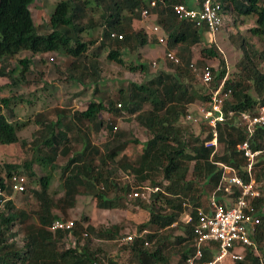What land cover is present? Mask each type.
Wrapping results in <instances>:
<instances>
[{
    "label": "trees",
    "instance_id": "16d2710c",
    "mask_svg": "<svg viewBox=\"0 0 264 264\" xmlns=\"http://www.w3.org/2000/svg\"><path fill=\"white\" fill-rule=\"evenodd\" d=\"M89 1L59 0L47 23L40 25L43 29L35 23L31 11L35 0H0V60L23 50L33 54L59 51L72 57L65 70L70 71L68 76L84 84L82 78L89 74L91 83H95L94 92L98 93L100 61L87 53L89 45L97 40L101 49L108 48V59L131 71L139 66L147 73L143 81H128L119 89L116 100L107 96L108 93H101L99 100L90 101L84 110L59 109L55 118L38 114L39 128L31 150L38 153L42 164L52 167L59 166L60 156H67L66 163L61 165L64 194L55 197L50 190V175L38 178L31 161L5 165L6 174L0 173L3 191L0 193V264H189L188 259L196 251L194 228L199 209L208 210L213 195L221 201L230 196L217 190L223 165L245 178L248 175L247 158L238 148L245 139L253 149L259 150L253 173L259 185L264 182V126H257L249 136L238 121L239 112L254 113L257 105L264 102V48L251 45L239 31L230 33L232 42L243 49V56L239 60L242 69L229 75L224 53L209 39L208 26L180 18L172 9L176 3L191 4L192 0H164L150 9L155 17L151 26L158 24L164 30L167 39L161 44L166 51L173 50L181 62L174 63L164 56L158 69L151 73L148 60L140 50L160 42L155 33L134 25L144 19L141 11L148 0H91L92 6L101 10L98 17L88 15ZM219 1L222 14L227 13L231 23L239 24L244 16H254V24L249 28L251 34L264 35V0ZM98 27L101 32L97 39L91 36L87 41L83 33ZM113 31L123 37H112ZM196 46H201L202 57L217 62L215 66L205 59L194 61L197 67H211L214 75L211 85L202 82L197 72L186 65L191 48ZM29 60L23 59L21 75ZM14 76L11 78L15 82ZM222 79L223 88H231L223 110H233L234 114L217 123V147H208L205 143L213 135L207 120L201 117L194 123L185 118L196 103L210 108L212 90ZM12 100L13 97H3L0 104V142L4 144L19 140L17 127L11 120ZM104 111H125L132 115L147 133L144 141L128 136L123 130H114V121L104 123L100 118ZM62 117L70 119L63 121ZM84 123L91 124L98 133L106 128L113 145L102 149L82 129ZM194 124L199 125L198 131ZM80 143L81 151L77 148ZM131 143L141 144L139 155L133 159L123 153L117 158ZM117 171L131 176L134 184L120 181L114 175ZM16 173L28 177L26 190L22 192H14L10 186V178ZM35 176L38 186L30 185L29 178ZM143 188L150 189L148 199L130 196L136 190L144 191ZM238 192L235 188L234 195ZM15 193L19 198L25 197V205L15 203ZM76 194L94 197L100 209L139 206L149 216L138 225V233L124 242L121 223L97 227L87 217L74 220L70 230H51L49 224L53 220L68 218L67 211L75 205ZM250 205L261 218L250 237L261 244L264 193L251 199ZM187 214L190 220L184 218ZM15 226L23 233L22 245L16 240ZM218 248L216 241L204 244L203 256L197 259V264L211 261ZM110 249L118 253L111 255ZM254 249L252 246L240 249L245 257L234 264H264V251L261 256ZM123 253H127L125 262L120 261ZM174 255L177 259L172 262Z\"/></svg>",
    "mask_w": 264,
    "mask_h": 264
},
{
    "label": "rangeland",
    "instance_id": "374dc122",
    "mask_svg": "<svg viewBox=\"0 0 264 264\" xmlns=\"http://www.w3.org/2000/svg\"><path fill=\"white\" fill-rule=\"evenodd\" d=\"M58 1L59 0H35L31 5V11L37 25L44 26L47 23L53 13L55 4ZM92 4L91 0L87 4L86 8L88 10V15L98 17L101 10L92 6ZM223 18L222 27L215 36L209 34V39L211 41L214 39L224 53L226 69L228 70L229 75H231V73L239 72L242 69L239 60L241 59L240 57L243 56V49L239 48L235 42H232L230 39V33L235 34L239 31L238 33L244 35V38L251 45L257 47V49L264 48V35L256 36L251 34L249 28L254 24V16H244L241 18V21L243 22H240L239 24L231 23L230 19H228L227 13L223 14ZM154 22L155 17L150 16L143 19L141 22H135L134 25L149 30ZM100 32L101 28L98 27L92 31L89 30V33L85 31L83 36L89 41L91 36L96 38ZM200 49L201 46L191 48V56L188 55V61H186L187 66L197 59H205L200 54ZM165 51L166 47L161 43L148 44L140 50L142 56L148 60L149 71L151 73L158 69L157 67L159 63L164 59ZM87 53L90 58H96L100 61L101 71L98 83V93L94 92L95 83H91L92 79L89 74L82 78L84 84L79 80L72 79L68 76V72L70 71L66 72L65 70L70 64L72 57L66 56L59 51L33 54L31 51L23 50L12 57L0 60V68L2 67V69H0V104L2 103L1 99L3 97L10 96L14 98V100H12L14 116L11 117V120L17 127V133L19 135V140L17 142L8 144L0 142L1 174H6L5 165L7 163L22 164L26 161H31L34 172L38 178L40 175H50V190L53 195H55V197L63 195L64 188L59 179L58 173L61 171V164L66 163L67 156H60L57 160V166H59L52 167L50 165L42 164L38 153L31 150L33 145L32 141L37 135L39 128V123L36 121L38 114L43 113L46 117L55 118L59 109L70 108L73 109V111H81L86 109L90 101H98L101 93H108L107 96L114 97L116 100L118 99L119 89L124 88L128 81L134 80L140 82L147 77V73L140 70L139 66H135L131 71L127 66H122L117 62L108 59V48L105 47L101 49L100 41L96 40L90 44ZM25 58L30 60L25 72L21 75V69L24 66L22 61ZM205 62L212 65L214 64L215 66L217 65V62H213L210 59H205ZM12 74L15 75V82L12 81ZM221 81H223V79ZM198 106L199 103H196L194 104V107L190 109L194 119L188 120L185 118V120L194 121V123L200 121L201 115ZM3 110L5 109L3 108ZM71 115L72 114L70 113V117ZM62 118L63 121L70 119L67 117ZM100 118L104 123L114 121L117 125V129L127 132L129 134L128 136L137 137L141 142L144 141L147 135L146 131L137 124L135 119H133V116L125 111L120 113L104 111ZM85 124L86 123L81 125L82 129L89 132L88 134L93 138V141L102 147V149L106 150L111 144L113 145L112 137L107 134L108 131L106 128H104V131L101 130L98 133L91 124L88 123V128V124L86 126ZM194 125L197 126L196 131H198L199 125ZM24 142H26V144H24ZM140 151V143H131L123 152H119L117 158L123 153H127L130 158L135 159ZM114 175L122 182L134 184V179L131 176L122 174L120 171L115 172ZM37 177L35 176L33 179L29 178L30 185L38 186ZM260 187L262 193H264V182L260 183ZM143 189L148 194L145 199H148L150 189L148 188L147 191L146 188ZM16 194L17 193L13 196L15 203L19 206L25 205L26 203L23 202L25 197L19 198L18 194ZM75 199V205L67 211V219L82 220V218L87 217L88 221L97 227L108 226L115 222L121 223L124 227L120 234L122 236V242L125 241V237L128 234H137L138 225L146 221L149 216L148 211L139 206L117 207L104 211L96 206L94 197L89 194H76ZM30 204L34 205L35 203ZM184 218H186V216ZM14 230L18 231L16 240L22 245L23 233L21 232L20 227L15 226ZM254 248L256 253L263 256L264 241H262L261 244L256 243ZM110 253L111 255H116L118 251L110 249ZM126 259L127 253L120 255V261L125 262ZM176 259L177 255H174L171 261L175 262Z\"/></svg>",
    "mask_w": 264,
    "mask_h": 264
},
{
    "label": "built area",
    "instance_id": "2783aa9c",
    "mask_svg": "<svg viewBox=\"0 0 264 264\" xmlns=\"http://www.w3.org/2000/svg\"><path fill=\"white\" fill-rule=\"evenodd\" d=\"M164 0H148L147 5L142 9V17L151 16L150 9L156 7ZM176 15L180 18L195 21L196 23H205L208 26L209 34L214 36L223 25V14L219 0H192V3H176L172 6ZM151 32L157 35L160 43H165L167 36L164 30L158 25L150 26ZM112 37L122 38L123 34L111 32ZM214 41V39L212 40ZM164 56L174 63H180V57L173 51L168 50ZM155 64V63H154ZM190 66L197 72V76L202 82L211 85L214 83V75L209 65L197 67L193 61ZM224 79L215 89L212 90V100L210 108L199 105L198 110L204 119L211 126L212 138L206 141V146L217 147V123L223 121L226 116H232L233 110L228 112L223 110L225 100L231 94V88H223ZM120 105V103H118ZM188 120L194 119L192 112L186 114ZM238 121L244 126L246 133L251 136L257 126H264V102L257 105L256 112L241 111L238 114ZM117 125L114 126V130ZM238 148L242 150L247 158V177L239 175L233 168L223 165V174L218 183L217 190L224 191L229 196L226 201H221L217 196H211L208 203V210L200 208L198 211V223L194 228L196 251L188 259L189 264H197V259L203 256V246L210 241L218 242L219 248L213 259L205 264H234L245 257V247H255V242L250 235L256 230L261 218L257 215L250 200L262 195L261 187L253 173L255 158L259 150L252 148L248 139L242 141ZM10 186L14 192L26 190L28 177L23 173L13 174L10 178ZM238 193L234 195V189ZM3 191L0 187V193ZM233 193V195H231ZM145 191L136 190L130 193L133 197L146 198ZM187 220L191 219L186 215ZM74 226V219L57 218L49 224L51 230L66 229L70 230ZM145 231H143L144 233ZM141 233V234H143ZM136 234H128L125 240L132 239ZM96 264V263H94Z\"/></svg>",
    "mask_w": 264,
    "mask_h": 264
},
{
    "label": "crops",
    "instance_id": "0c3cea01",
    "mask_svg": "<svg viewBox=\"0 0 264 264\" xmlns=\"http://www.w3.org/2000/svg\"><path fill=\"white\" fill-rule=\"evenodd\" d=\"M190 1H191V0H189V2H190ZM102 131H104V129H103ZM81 143H82V142H81ZM81 143H80V144H77V148L80 149L79 151L82 150V149H81V148H82ZM72 155H73V153L70 154V156H72ZM61 165H62V164H61ZM60 169H61V167H60ZM58 174H59V179H60L61 183H63V180L61 179V174H62L61 171H60V173H58ZM113 209H114V208H113ZM102 210L105 211V210H109V209H102Z\"/></svg>",
    "mask_w": 264,
    "mask_h": 264
}]
</instances>
